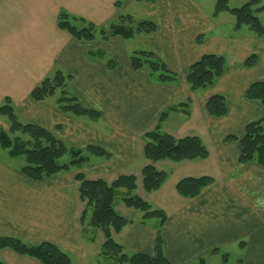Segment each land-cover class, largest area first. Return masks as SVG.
Returning a JSON list of instances; mask_svg holds the SVG:
<instances>
[{
    "label": "crops",
    "instance_id": "0c3cea01",
    "mask_svg": "<svg viewBox=\"0 0 264 264\" xmlns=\"http://www.w3.org/2000/svg\"><path fill=\"white\" fill-rule=\"evenodd\" d=\"M117 1L0 0V104L10 98L24 122L44 128L73 148L94 146L109 153L108 161L94 158L78 171L89 179L135 176L133 167L141 172L147 164L142 136L169 111L161 131L175 138L198 136L209 156L154 165L168 178L159 190L141 198L165 214L160 235L166 258L171 264H199L209 255H222L227 247L237 246L241 264H264V168L238 162L239 138L247 124L263 115L261 106L246 100L244 93L251 83L264 81V38L244 28L235 31V21L229 33L219 32L222 17L204 11L203 0L138 3L134 9L143 16L136 19L151 20L156 32L130 40H101L97 35L91 42L77 41L57 27V15L65 11L106 29L120 15H129L126 11L133 0H124L118 8ZM135 50L152 52L177 81L157 85L145 70L134 72L129 54ZM207 54L224 56L226 72L211 88L191 93L186 84L188 68ZM251 54L257 64L245 68L243 63ZM110 61L113 69L107 66ZM56 70L70 76V91L100 119L86 121L63 114L56 109L55 98L40 103L29 99L31 90ZM213 95L225 99L228 113L223 118H211L206 112V102ZM172 124L175 134L168 129ZM227 136L236 140L226 142ZM75 172L35 182L24 177L20 167L0 159V237H15L27 245L48 242L76 259L86 258L76 244L80 203ZM203 176L214 182L197 197L177 194L180 180ZM141 215L127 218L130 223L113 238L126 253L154 256L157 223L142 225ZM240 242L245 244L243 249ZM0 261L39 264L9 249H0Z\"/></svg>",
    "mask_w": 264,
    "mask_h": 264
},
{
    "label": "trees",
    "instance_id": "16d2710c",
    "mask_svg": "<svg viewBox=\"0 0 264 264\" xmlns=\"http://www.w3.org/2000/svg\"><path fill=\"white\" fill-rule=\"evenodd\" d=\"M138 3H153L155 0H134ZM230 0H216L213 16L228 13L234 17V30L246 28L254 36L264 38V25L256 16L264 11V0H249L239 8H229ZM123 0H118L115 6L121 7ZM118 21L104 28H98L94 24L82 18L72 16L65 11H59L57 15V27L67 32L77 41L91 42L99 35L101 40L108 38H121L130 40L139 34H152L156 32V24L151 20H137L131 15H120ZM203 37H200V42ZM129 64L136 72L145 70L150 82L171 84L177 81L175 74L170 72L149 50H135L129 54ZM257 64V57L249 55L243 66L252 68ZM108 68H114V62L110 61ZM226 58L222 55L207 54L191 64L186 74V84L191 93L211 88L216 81L226 72ZM70 76L56 70L48 77L42 79L30 92L29 99L34 102H46L55 98V107L61 113L74 118L87 117L92 121L100 119L98 112L83 105L79 97L72 93L68 83ZM244 98L258 103L263 109L262 117L255 122L246 125L242 136L239 138L240 164L255 163L264 168V81L253 82L245 90ZM206 112L214 119H220L227 115L228 109L225 99L221 95H213L206 102ZM169 111L163 112L156 126L142 136V157L147 164L141 169V186L145 193L150 194L159 190L168 178V173L159 171L155 164L163 161L173 163L194 162L205 160L209 156L208 149L202 140L195 135L175 138L161 131ZM0 118H5L9 127L5 131L0 128V147L7 150L11 157L23 156L25 164L20 168V173L35 182L58 174L75 172L73 179L78 184L79 200L84 203V210L80 220L84 222L89 213L88 225L97 229L103 236L101 253L113 264H171L163 252L160 230L165 222L163 211L154 208L150 203L138 195H127L121 199L128 209L140 212V224L146 225L155 221L156 247L155 255L148 256L141 253H126L123 247L117 243L113 235L119 234L130 221L115 211V199L119 190L134 192L137 188L134 175H119L108 183L102 178L89 179L78 172L82 167L90 164L94 158L108 161L111 157L103 149L89 146L84 150L69 146L53 133L40 126L24 122L15 112L10 98H5L0 104ZM59 130V127H58ZM26 136L24 140L22 137ZM236 138L227 136L226 142L235 141ZM69 156L67 162L60 160ZM93 158V159H92ZM211 177L184 178L176 185L177 194L185 199L197 197L201 191L213 184ZM239 247H245L244 242ZM0 249H9L20 256H27L39 262V264H72L68 254L55 245L43 242L36 245L24 244L15 237H0ZM215 250L213 253H217ZM229 255L222 254V264H228ZM241 260L237 264H241ZM0 264H5L0 261ZM105 264V263H96ZM199 264H206L203 260Z\"/></svg>",
    "mask_w": 264,
    "mask_h": 264
},
{
    "label": "rangeland",
    "instance_id": "374dc122",
    "mask_svg": "<svg viewBox=\"0 0 264 264\" xmlns=\"http://www.w3.org/2000/svg\"><path fill=\"white\" fill-rule=\"evenodd\" d=\"M124 1V0H123ZM196 1H201V0H196ZM249 0H230L229 1V8H239L240 6H242L243 4L247 3ZM215 2L216 0H203V2H201V7L204 9V11H211L212 13L214 12V6H215ZM138 2L137 1H132V3L128 6V9L126 11V14H129L131 16H133L135 19L137 17H142L143 15H141V12L138 10H135L134 8L137 7ZM264 5V2H263ZM220 17H222L220 24V29H218V31L220 32H230V24H232L235 20L234 17L231 16L228 13H222L219 15ZM260 22L264 25V11L261 13H258L256 15ZM105 29V28H104ZM246 29V28H244ZM107 31V27L105 29ZM136 43V42H134ZM133 45V44H132ZM133 46H137V44H134ZM139 48H142V46L140 45ZM54 99V98H53ZM80 102L83 104L82 100L79 98ZM84 119H86V121H91L89 118L84 117ZM171 121V120H170ZM175 125H169L168 129L169 131L173 134L176 133L175 130H173L172 128ZM8 123L5 120V118H0V128L7 131L8 130ZM263 133H264V123H263ZM24 140L27 138L26 136L22 137ZM0 159L3 160L4 162L15 166V167H22L25 164V159L23 156L20 157H11L8 153L7 150H4L0 147ZM69 159V156H65L63 157L60 162H67ZM93 159V158H92ZM143 159V158H141ZM96 160V159H94ZM93 160V161H94ZM103 159H97L96 161H102ZM143 161V160H142ZM137 163V162H136ZM131 172H134L135 177H136V185L137 188L134 192L128 193L127 190L124 189H120L118 196L115 199V211L121 215L124 216L126 218L129 219H135L137 218L141 213L138 211H135L133 209H128L126 208L123 203L121 202V199L124 196L127 195H138L140 197L145 196L147 193H145L142 189L141 186V174L140 172H138V169L136 167L131 168L130 170ZM104 179L106 182L110 183L112 182L115 178V176H110V177H99ZM90 179H96V178H90ZM79 205L77 207V222H76V229H77V233H76V244L80 247V249H83L82 252H80L81 254L83 253L85 257H79L76 259L75 256L71 255L68 253V256L70 257L72 264H80L83 262V264H96V263H105V264H113L112 261H109L106 257H104L101 253V244L103 243V236L101 234V232L97 229L91 228L88 225L89 222V213L86 216V219L84 220V222H82L80 220L81 217V213L84 210V203L81 202L79 200ZM23 242V241H22ZM24 244H27L25 242H23ZM29 245V244H28ZM226 252L227 254H229V261L228 264H236L235 261L236 260H241L243 259V256H239V250L237 248V246H229L226 248ZM223 253H225V251H223ZM206 264H222V255H209L206 257L205 259ZM198 264V263H196Z\"/></svg>",
    "mask_w": 264,
    "mask_h": 264
}]
</instances>
